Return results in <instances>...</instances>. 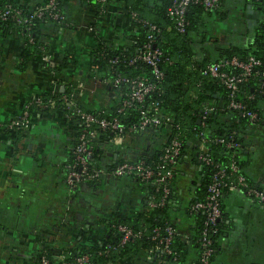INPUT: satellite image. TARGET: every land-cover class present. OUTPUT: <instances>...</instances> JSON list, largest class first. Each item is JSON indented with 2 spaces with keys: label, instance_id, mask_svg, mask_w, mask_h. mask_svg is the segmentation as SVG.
<instances>
[{
  "label": "crops",
  "instance_id": "obj_1",
  "mask_svg": "<svg viewBox=\"0 0 264 264\" xmlns=\"http://www.w3.org/2000/svg\"><path fill=\"white\" fill-rule=\"evenodd\" d=\"M11 1L31 10L44 0ZM62 7L67 25L40 24L39 41L45 51L23 67L22 36L12 30L0 33V264H33L41 246L96 245L109 221L145 207V191L128 177L106 176L95 185L69 188L66 166L78 125L60 111L33 110L29 127L19 134L11 125L31 98L55 90L57 78L79 85L82 93L77 99L84 108L100 110L114 104L113 93L92 69L90 49L103 40L122 43L140 29L131 27L119 0H109L102 10L83 0H63ZM260 17L253 0H223L206 20V39L212 40L206 43L208 49L215 55L217 47L246 46ZM194 46L195 57L201 58L199 36ZM67 53V66L56 75L49 66ZM260 108L263 122L244 132L243 172L250 185L264 189V101ZM102 151L106 163L143 154L139 141L124 138L103 145ZM151 151L149 147L145 153ZM181 169L176 188L183 208L193 196L197 173L189 161ZM222 203L224 235L213 264H264V203L239 190H228ZM178 220L185 223L181 214Z\"/></svg>",
  "mask_w": 264,
  "mask_h": 264
},
{
  "label": "trees",
  "instance_id": "obj_2",
  "mask_svg": "<svg viewBox=\"0 0 264 264\" xmlns=\"http://www.w3.org/2000/svg\"><path fill=\"white\" fill-rule=\"evenodd\" d=\"M129 18L131 27L139 28V34L129 33L124 42L115 43L114 41L103 40L90 49V64L104 83L108 92L113 93L114 104L109 108L100 110L88 109L82 107L77 100V104L85 110L97 113L106 118L116 117L120 120L124 131L120 135L126 141L137 140L142 145V153L133 158L123 157L118 162L124 160H144L146 164L156 165L161 162L163 148L168 144L173 136L181 140L180 154L177 157V169L172 179L169 181L170 190L164 198V204L158 207H151L147 204L148 198L153 194L160 197V192L155 190V185L151 182H142L133 175L125 177L131 178L140 185L145 191V207L140 212L131 214H120L117 218L108 222V230L103 235L100 242L93 246H66L65 248L71 255L77 253L89 254L93 264H118L120 259H125L129 264H198L200 252L202 250L199 237L205 228V212L202 210L193 211L191 205L196 201H203L206 197V187L211 180V176L219 168L228 172V165L235 161L239 171L243 172L244 161V132L252 125L263 122L260 104L264 101V85L261 80L264 78V0H253L255 7L260 11V19L254 29L251 40L246 46L217 47L213 52L208 49L206 43H212V40L206 39V20L211 13L217 11L223 0L219 1L216 8L205 9L199 3L188 4L184 14V30L180 31L175 18L169 14V6L173 0H119ZM46 2L44 0L41 4ZM59 8L63 13L62 2L58 0ZM97 10L105 9L106 4L87 2ZM10 5L13 9H19L24 21H18L10 14L4 20H0V33H6L8 30L17 32L24 39V46L20 56L21 67L25 66L35 55L45 51L46 46L39 41V25L43 22L53 21L58 28L67 25L65 19L56 20L50 16L34 17L33 9L28 10L21 4L11 0L0 1V9ZM38 5V6H39ZM136 13L131 16V13ZM64 14V13H63ZM151 25L155 28L152 29ZM150 36V38H149ZM199 36L201 46L199 51L201 58H196L195 39ZM150 43L152 48L160 52L157 67L162 76L157 78L151 66L135 60L132 64L128 61L138 54L144 44ZM206 44V45H205ZM67 55V56H66ZM60 63L49 66L55 74L61 73L67 66V53ZM248 55L254 56L260 61V64L254 68L255 75L251 76L246 82L238 84L235 98L241 100L247 105V109L255 111L260 117L259 121H250L241 111L233 110L228 106L229 90L222 82L204 73L206 66L224 58L226 60L236 56L245 59ZM115 59V61H113ZM222 69L233 71L229 66ZM118 76L133 78L136 76L144 77L147 82L153 85V89L147 93L141 102H136L130 107L121 108V100L129 92L127 83H118L113 86L107 81ZM58 86L55 90L41 96L44 108L31 106L29 112L33 110L49 111L58 110L63 114H68L75 123L80 122L76 115L72 114L63 105L61 96L70 95L74 83H66L60 78L55 80ZM63 86V90L61 87ZM248 96H252L249 98ZM51 101L55 102L51 106ZM157 102L160 109L168 112L170 121L161 122L160 125L148 124L144 128L139 127V122L143 116L141 111L152 117L155 111L150 108ZM163 120V117L160 116ZM17 116L14 118L16 119ZM135 126L134 130H130ZM17 127L16 131L23 130V126ZM81 127V126H80ZM94 135L90 137V144L93 149V161L98 167L106 168L112 166V163L104 161L102 146L114 142V133L99 128L91 129ZM80 128L71 146L77 142ZM201 134L208 138V156L209 163L199 160L197 157L196 142L201 139ZM221 139L222 141H217ZM236 141L238 147L226 146L227 142ZM125 142V141H124ZM123 142V143H124ZM149 147L153 149L150 154L145 153ZM72 155V153H71ZM73 160V155L71 157ZM189 161L196 169L197 181L194 183L193 196L185 207L180 206L178 190L176 188L177 179L182 173L181 165ZM111 164V165H110ZM107 175L98 179H91L86 182L87 185H95L104 179ZM233 179L228 174L225 180ZM82 183H78L77 190ZM263 189L260 186H254ZM228 192L224 189L221 197V218L217 222V231L213 235V252L211 263L213 264L216 255L219 252L220 240L224 235L223 222V196ZM179 214L185 218V223L178 220ZM118 223L126 224L133 230H141L143 235L137 239L127 242L124 246H117L118 235L115 225ZM186 225V226H185ZM171 226L175 229L172 236L170 248L171 254L163 251L162 246L157 239L152 238L153 229L158 228L160 236L164 235V227ZM112 245L106 251V246ZM45 246V253L51 254L52 249ZM41 251L36 253L37 256Z\"/></svg>",
  "mask_w": 264,
  "mask_h": 264
},
{
  "label": "built area",
  "instance_id": "obj_3",
  "mask_svg": "<svg viewBox=\"0 0 264 264\" xmlns=\"http://www.w3.org/2000/svg\"><path fill=\"white\" fill-rule=\"evenodd\" d=\"M85 2H93L98 4H106L107 0H83ZM220 0H173L169 6V14L172 15L179 27L180 31L184 30V14L188 4L199 3L203 5L205 9L216 8ZM58 0H46L43 5L36 6L33 9L34 17H43L45 15L50 16L56 20H63L64 14L59 8ZM13 16L18 21H24L25 19L21 16L19 9L15 10L10 5L0 9V20L6 19L8 15ZM136 13L132 12L131 16H135ZM154 29L155 26L151 25ZM150 38V36H149ZM151 39V38H150ZM160 52L158 49L152 48L150 43L143 45L142 50L136 54L133 59L129 60L128 63L132 64L135 60H140L152 67L154 74L157 78L162 76V72L158 70L157 62L159 61ZM115 61V59H113ZM260 64V61L252 55H248L245 59H240L236 56L226 60L224 58L217 62L210 63L206 66L204 73L210 75L213 78L219 79L222 84L229 90V102L228 106L233 110L241 111L250 121H259L260 117L255 111L247 109V105L241 100H237L235 93L238 89V84L246 82L251 76L255 75L254 68ZM224 66H229L233 71H227L222 69ZM113 86L118 83H127L129 85V92L126 97L121 100V108L130 107L136 102H141L144 96L149 93L154 87L151 83L142 76H136L133 78H127L124 76H118L107 81ZM264 85V78L261 80ZM106 84V83H105ZM57 88V85L55 83ZM77 86V87H76ZM74 86L70 95H62L61 99L66 109L71 110L73 115H76L80 122L76 123L80 128L77 142L71 146V153L73 160L66 166L65 181L70 189H75L78 183H86L91 179H98L102 176H110L113 178H122L127 175H133L142 182H151L155 185V190L160 192V197L157 198L156 194H153L147 200V204L151 207H158L164 204V198L167 196L170 190L169 181L172 179L177 169V157L180 154L181 140L175 135L173 136L168 144L163 148V155L161 162L156 165L146 164L144 160H124L118 163H112V166L108 169L98 167L92 164L93 161V149L90 144V137L94 135L91 130L93 128H99L114 133V143H118L123 140V136L120 135L124 131V126L121 125L120 120L116 117L106 118L97 113L89 112L77 104V94H81L79 85ZM63 90V86L61 87ZM79 89V91H78ZM42 95L31 98L23 107L22 112L12 122V126H23L28 128L31 120V106L44 108L46 106L41 99ZM251 98L252 96H248ZM55 102L51 101V106ZM155 111V115L150 117L141 111L143 116L140 119L139 127L144 128L148 124L160 125L161 122L170 121L168 112L160 109L158 103L155 102L150 107ZM61 112V111H60ZM62 113V112H61ZM63 117L67 121H73L69 119L71 116L63 114ZM163 117V120L161 117ZM74 122V121H73ZM81 126V127H80ZM135 126L131 127L130 130H134ZM201 139L196 142L197 157L200 161L209 163L210 158L208 156L209 141L203 134ZM217 141H222L217 139ZM239 142L230 141L226 143V146L238 147ZM111 165V164H110ZM227 174L233 179L228 181L225 180ZM227 190H239L244 191L246 194L256 198L257 201L264 203V189H258L250 185L244 173L239 171V167L235 161H231L228 165V172L223 168H219L211 176V180L206 187V197L203 201H196L191 205V210L205 212V228L202 230L199 237L200 246L202 248L200 252V258L198 264H212L211 255L213 252V235L217 231V222L221 218V197L224 189ZM115 230L118 235L117 246H124L127 242L137 239L143 235L141 230L135 231L126 224L118 223L115 226ZM175 232V229L171 226L164 227V235L160 236L158 228L153 229L154 235L152 238L157 239L158 243L162 246L165 253L171 254V240ZM102 239V237L100 238ZM115 246L107 245L106 251L109 248ZM41 254L37 257L36 264H93L92 260L87 253H77L71 255L66 249L55 250L52 248V253H45V246L39 248ZM120 263V261H119Z\"/></svg>",
  "mask_w": 264,
  "mask_h": 264
},
{
  "label": "rangeland",
  "instance_id": "obj_4",
  "mask_svg": "<svg viewBox=\"0 0 264 264\" xmlns=\"http://www.w3.org/2000/svg\"><path fill=\"white\" fill-rule=\"evenodd\" d=\"M141 144V143H140Z\"/></svg>",
  "mask_w": 264,
  "mask_h": 264
}]
</instances>
